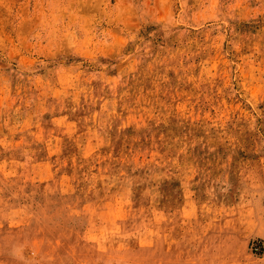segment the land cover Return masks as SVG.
<instances>
[{
  "label": "rangeland",
  "instance_id": "1",
  "mask_svg": "<svg viewBox=\"0 0 264 264\" xmlns=\"http://www.w3.org/2000/svg\"><path fill=\"white\" fill-rule=\"evenodd\" d=\"M0 264H264V0H0Z\"/></svg>",
  "mask_w": 264,
  "mask_h": 264
}]
</instances>
